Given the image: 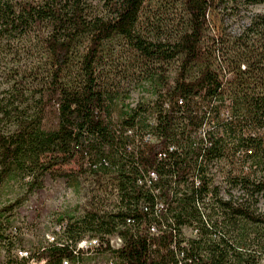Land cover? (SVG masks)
Returning <instances> with one entry per match:
<instances>
[{"label":"trees","instance_id":"obj_1","mask_svg":"<svg viewBox=\"0 0 264 264\" xmlns=\"http://www.w3.org/2000/svg\"><path fill=\"white\" fill-rule=\"evenodd\" d=\"M213 8L0 0V40L30 42L36 58L29 97L15 84L0 96V185L21 193L0 207V264H85L101 253L107 264H264V13L214 36ZM141 81L153 91L132 99ZM47 179L75 192L87 182L86 196L57 214L61 238L51 231L18 257L12 208ZM83 237L97 245L76 249Z\"/></svg>","mask_w":264,"mask_h":264},{"label":"rangeland","instance_id":"obj_2","mask_svg":"<svg viewBox=\"0 0 264 264\" xmlns=\"http://www.w3.org/2000/svg\"><path fill=\"white\" fill-rule=\"evenodd\" d=\"M92 4H100L101 0H85ZM227 8L224 3L214 0L215 8L208 14L210 35L217 36L222 33L235 34L247 23L248 18L254 13H264V2L256 5L235 4ZM35 47L32 43L23 39H1L0 40V96L8 95L12 91L11 85L21 87L26 97L32 92L36 81L26 77L27 71L33 66L36 58L33 56ZM20 82L21 86L17 83ZM153 91V84L141 81L137 85L130 86L132 99L138 96H147ZM64 170H74V163L60 167ZM215 183L220 182V173L217 166L211 167ZM88 189L87 182H82L77 192L66 187L62 183L47 179L41 188L31 193L20 205L14 206L11 212L13 219V233L17 236L20 244H14L10 250L11 254L17 255L19 250L31 251L38 245H45L51 240V231L61 238V229L55 223L57 214L70 211L76 205L83 203L85 192ZM234 191H232L233 193ZM20 188L16 182H8L0 185V207L14 202L19 196ZM224 196V194L222 193ZM185 235H189V229L184 228ZM18 256V255H17ZM107 254L101 253L95 258L88 260L85 264H107ZM27 264H33L28 260Z\"/></svg>","mask_w":264,"mask_h":264},{"label":"built area","instance_id":"obj_3","mask_svg":"<svg viewBox=\"0 0 264 264\" xmlns=\"http://www.w3.org/2000/svg\"><path fill=\"white\" fill-rule=\"evenodd\" d=\"M144 141L150 140V136L146 135L145 137H143ZM150 178H154V174L153 173H149L148 174ZM155 231L154 225H150V232L153 233ZM107 242L108 245L111 249H117L121 246L122 241L120 239L119 236L117 235H111L107 237ZM97 245V240L94 238H87V237H83L82 239H80L77 244H76V249H87L88 247L91 246H96ZM18 257H26L27 256V252L26 251H22L19 250L17 252ZM62 264H67V262L64 260L62 262Z\"/></svg>","mask_w":264,"mask_h":264}]
</instances>
